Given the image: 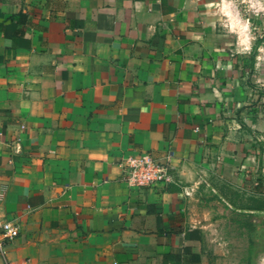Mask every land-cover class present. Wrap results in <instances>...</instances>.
I'll use <instances>...</instances> for the list:
<instances>
[{
    "label": "crops",
    "instance_id": "crops-1",
    "mask_svg": "<svg viewBox=\"0 0 264 264\" xmlns=\"http://www.w3.org/2000/svg\"><path fill=\"white\" fill-rule=\"evenodd\" d=\"M208 2L0 0V264H208L203 192L264 216V41Z\"/></svg>",
    "mask_w": 264,
    "mask_h": 264
},
{
    "label": "rangeland",
    "instance_id": "rangeland-1",
    "mask_svg": "<svg viewBox=\"0 0 264 264\" xmlns=\"http://www.w3.org/2000/svg\"><path fill=\"white\" fill-rule=\"evenodd\" d=\"M241 15L249 19L257 41H264V12L256 15L239 3ZM264 47V46H263ZM207 205L204 220L208 226V264H264V216H247L237 209L248 206V197L230 193L225 197L229 202L203 192ZM203 217V216H202ZM260 224L254 227L252 221Z\"/></svg>",
    "mask_w": 264,
    "mask_h": 264
},
{
    "label": "built area",
    "instance_id": "built-area-1",
    "mask_svg": "<svg viewBox=\"0 0 264 264\" xmlns=\"http://www.w3.org/2000/svg\"><path fill=\"white\" fill-rule=\"evenodd\" d=\"M123 166V179L128 184L136 187L149 188L157 184H168L172 182L171 173L167 165L160 163L149 154H141L135 158H128ZM18 232L17 225L13 223L6 222L0 225L1 260L5 261V248L8 243L17 238Z\"/></svg>",
    "mask_w": 264,
    "mask_h": 264
},
{
    "label": "clouds",
    "instance_id": "clouds-1",
    "mask_svg": "<svg viewBox=\"0 0 264 264\" xmlns=\"http://www.w3.org/2000/svg\"><path fill=\"white\" fill-rule=\"evenodd\" d=\"M239 3L247 6V10L253 11L256 15L264 12V0H209L205 5L208 12L216 10L214 15L224 19V26L229 32L235 33L238 37L239 49L247 54L251 52L254 37L251 35V24L249 19L243 17L239 11ZM264 52V48L258 49ZM261 59V57H257Z\"/></svg>",
    "mask_w": 264,
    "mask_h": 264
}]
</instances>
